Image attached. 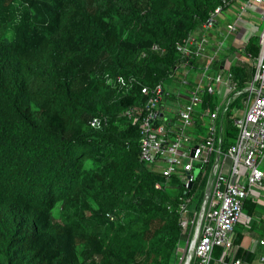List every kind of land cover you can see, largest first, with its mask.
<instances>
[{
    "label": "trees",
    "instance_id": "obj_1",
    "mask_svg": "<svg viewBox=\"0 0 264 264\" xmlns=\"http://www.w3.org/2000/svg\"><path fill=\"white\" fill-rule=\"evenodd\" d=\"M237 1L0 0V264L184 263L180 248L193 233L183 230L181 205L192 199L200 209L211 163L201 181L195 164L190 190L177 173L167 179L141 160L140 121L125 110L145 102L143 86L176 71L177 47L216 8ZM259 50L253 35L238 51L245 60L230 65L239 90ZM224 60L215 58L212 75ZM202 97V113L220 102L217 93ZM238 101L222 116L223 151L238 134ZM164 112L159 124L173 134L178 115ZM96 117L105 120L99 128L90 125ZM207 118L189 130L193 144ZM212 255L231 259L221 246ZM190 264L201 262L193 254Z\"/></svg>",
    "mask_w": 264,
    "mask_h": 264
},
{
    "label": "built area",
    "instance_id": "obj_2",
    "mask_svg": "<svg viewBox=\"0 0 264 264\" xmlns=\"http://www.w3.org/2000/svg\"><path fill=\"white\" fill-rule=\"evenodd\" d=\"M237 2L239 18L252 4L264 6V0ZM220 13L221 8H216L205 26H212ZM261 21L264 24V9ZM237 23L238 19L229 23L227 31L229 33L236 31ZM206 42L205 34L199 39L192 34L184 40L177 47L182 61L177 65L176 71L166 82H160L153 87L143 86L142 93L147 96L145 102L125 110L129 119L136 117L140 121L141 160L149 164L154 163L153 165L160 169L167 179L177 173L185 187L190 190L199 176V172L197 175L194 171L195 164H201L200 171L203 172L201 181L206 174L205 165L211 163L200 209L192 199H187L181 205L183 230L185 233H193V238L190 243L187 241L186 247L189 248L195 241V246L192 245L193 254L200 259L201 264L212 263L215 246L223 247L230 255L234 254V230L243 215L245 201L255 188L264 185V169L261 167V161L264 159V27L259 35V54L251 58L255 66L251 81L239 90L232 75L228 73L230 94L213 111L202 113L198 108L202 103V96L206 91L210 94L216 93V84L222 83L223 77L220 73L222 71L215 75L211 74L214 57L200 67L196 81L187 82L186 70L199 67L191 66L192 57L196 58L204 53ZM152 49L164 51L156 44ZM178 70L181 72L179 78ZM118 81L125 84V79L121 76H118ZM175 83L180 87H187L188 90L184 94L180 91L176 93L174 100L176 104L172 107L167 105V101L172 97V91L166 86ZM236 99L244 104L243 108L237 107L234 112V124L238 128V134L235 142L223 151V135L221 137L220 134L223 125L222 123L220 125L219 121L222 122L223 114ZM165 110L172 112L174 110L173 113L178 115L180 126L173 134L168 133L165 126L159 124L160 118L164 121L169 120L165 116ZM208 115L206 134L200 135V142L193 144L188 134L189 130L195 126L196 119H203ZM104 122L105 120L96 117L90 121V125L99 128ZM241 167H245V171ZM157 187L160 185L157 184ZM107 216L113 218L109 213ZM261 259L264 260V254ZM241 263V259H235L231 264Z\"/></svg>",
    "mask_w": 264,
    "mask_h": 264
},
{
    "label": "crops",
    "instance_id": "obj_3",
    "mask_svg": "<svg viewBox=\"0 0 264 264\" xmlns=\"http://www.w3.org/2000/svg\"><path fill=\"white\" fill-rule=\"evenodd\" d=\"M263 9V5L252 4L249 10L243 13V15L239 18V3L237 2V4H234L233 7L226 10L231 15L230 17H226L224 22H221L218 18L220 14H223L221 12L216 16L215 22L212 26H205L204 30L200 29L193 33L197 39L202 37L204 34L207 36V42L205 46L206 49L204 53L198 57L199 67H197V69H193L196 71V77L199 74V69L201 66L208 63L210 59L221 56V58H225V60L221 69L222 72L220 73H222L223 76L226 75V78L223 79L222 77L220 91L225 88L223 91L226 90L227 95L230 94V92H228V70L232 62L237 60L239 56L238 54H240L238 51L243 49L251 36L257 35L255 32L253 34L250 33L249 27L251 28L252 21L249 18L255 16V14H258L261 20V13ZM236 16H238L237 29L236 31L229 33L227 31V25L232 23ZM196 77L193 79V81H191H196ZM216 85H219V83ZM186 90H188V88ZM216 93L220 97L218 86H216ZM226 98L227 96L225 99ZM225 99L219 103L225 101ZM167 105H170L168 101ZM168 112L172 111L168 110ZM219 123L221 125L222 122L219 121ZM222 131L224 132V129L220 130L221 137L223 135ZM261 167L264 169V159L261 161ZM237 240L239 241L235 242ZM262 241H264V185L262 187L255 188L245 201L243 215L234 230V254L230 255L229 251H226V256H229L231 259L227 261L225 260V256L221 257L220 259L213 258L211 264H231L233 260H235L234 257L239 250L250 254L249 258L247 259L241 258V264H264V260L261 259L264 254V243H262Z\"/></svg>",
    "mask_w": 264,
    "mask_h": 264
},
{
    "label": "rangeland",
    "instance_id": "obj_4",
    "mask_svg": "<svg viewBox=\"0 0 264 264\" xmlns=\"http://www.w3.org/2000/svg\"><path fill=\"white\" fill-rule=\"evenodd\" d=\"M222 13L223 14H220V16L218 18H219V20L221 22H224L225 19H226V17H228V16L230 17L231 14L228 11H224ZM237 17L238 16H236L235 20H233V21H236L237 20ZM249 19L252 21V24H251L252 26H251V28L249 27L250 33L253 34L255 32L257 35L258 34L260 35V32L263 30L264 24L260 20L259 15L258 14H255V16H253V17H251ZM238 55L239 56H238L237 60H243V61L245 60V58H243L242 56H240V54H238ZM186 71H188V76H187L188 77V81L187 82H189L191 80L193 81V79L196 77V71L193 70L192 68L187 69ZM180 75H181V72H180V70H178L177 77L179 78ZM182 77H184V75ZM224 78H226V75L223 76V79ZM217 86H218V90H219V93H220V97L219 98H220V101H222L227 96V92H226V90L223 91V89H225V88H223L220 91V89H221L220 83ZM166 87L169 88L171 91H174V93H178L180 91L182 94H184L185 91H186V89H187V87H184V86L183 87H180L176 83L175 84H172V85H167ZM168 102H169L170 106L175 107V104H176L175 101L169 99ZM238 103H239V108H243L244 107V104L240 100L238 101ZM173 112H174V110H173ZM241 168H242L243 171H245V167H241ZM192 245H193V247L195 246V241H193L190 244L189 248H187L186 246L180 248V252H181L182 256L184 257V259H186V256L189 255L190 252L193 255V247H192Z\"/></svg>",
    "mask_w": 264,
    "mask_h": 264
},
{
    "label": "water",
    "instance_id": "obj_5",
    "mask_svg": "<svg viewBox=\"0 0 264 264\" xmlns=\"http://www.w3.org/2000/svg\"><path fill=\"white\" fill-rule=\"evenodd\" d=\"M194 59H195V56L192 57V60H194ZM223 65H224V61H222V67H223ZM191 155H192V156L194 155V149L192 150ZM209 191H210V189L208 188V190H207V194H209ZM191 259H192V254H191V252H190L189 255L186 256V259H185L184 264H190Z\"/></svg>",
    "mask_w": 264,
    "mask_h": 264
}]
</instances>
